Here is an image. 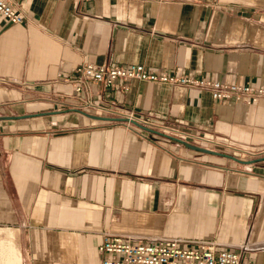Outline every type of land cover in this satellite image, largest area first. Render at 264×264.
I'll return each mask as SVG.
<instances>
[{
    "label": "crops",
    "instance_id": "obj_1",
    "mask_svg": "<svg viewBox=\"0 0 264 264\" xmlns=\"http://www.w3.org/2000/svg\"><path fill=\"white\" fill-rule=\"evenodd\" d=\"M6 1L21 23L0 29V264H98L106 234L246 241L241 259L264 264V97L76 92L72 76L140 63L264 86V0Z\"/></svg>",
    "mask_w": 264,
    "mask_h": 264
},
{
    "label": "built area",
    "instance_id": "obj_2",
    "mask_svg": "<svg viewBox=\"0 0 264 264\" xmlns=\"http://www.w3.org/2000/svg\"><path fill=\"white\" fill-rule=\"evenodd\" d=\"M161 1V0H156ZM21 23V14L6 0H0V29L6 24ZM73 90L81 91V84L89 80L103 89H114L118 83L126 80L156 82L178 86L197 87L207 90L213 100L220 102L233 101L253 104L264 97V86L248 84L222 83L217 80H205L198 76L178 75L163 71H147L140 63L123 65H103L83 63L72 71ZM125 88V87H124ZM148 124L147 119L142 120ZM181 139H189L190 134L179 132ZM192 139V138H191ZM210 144L214 141H207ZM214 239H191L181 237H149L133 240L130 237L106 234L97 251L101 255L98 264H255L242 260L240 251L248 243L237 245V251L217 248Z\"/></svg>",
    "mask_w": 264,
    "mask_h": 264
},
{
    "label": "water",
    "instance_id": "obj_3",
    "mask_svg": "<svg viewBox=\"0 0 264 264\" xmlns=\"http://www.w3.org/2000/svg\"><path fill=\"white\" fill-rule=\"evenodd\" d=\"M182 144H185V142H182ZM192 149H194V150H197V149L198 150H201L199 147H197V148L196 147H192Z\"/></svg>",
    "mask_w": 264,
    "mask_h": 264
}]
</instances>
